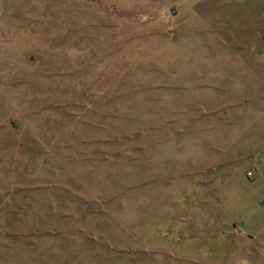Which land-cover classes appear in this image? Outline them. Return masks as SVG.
Instances as JSON below:
<instances>
[{"label":"rangeland","instance_id":"rangeland-1","mask_svg":"<svg viewBox=\"0 0 264 264\" xmlns=\"http://www.w3.org/2000/svg\"><path fill=\"white\" fill-rule=\"evenodd\" d=\"M0 264H264V0H0Z\"/></svg>","mask_w":264,"mask_h":264},{"label":"crops","instance_id":"crops-1","mask_svg":"<svg viewBox=\"0 0 264 264\" xmlns=\"http://www.w3.org/2000/svg\"><path fill=\"white\" fill-rule=\"evenodd\" d=\"M233 184H234V182L231 184V187H232V189H231V190H234V192H235V191L237 190L236 188H237V187H239V189H238V192H237V193L239 194V196H240V195H242V193H241V190H242V189H241V186H237V185H234V186H233ZM238 185H239V184H238ZM229 192H230V190H229V189H225V190L223 191V196H222V197H223V198H227V197H228V194H229ZM235 193H236V192H235ZM246 202H248V203H249V201H248V200H246ZM247 209H248V208H247ZM247 209H246V208H244V209L242 208V210H241V214H242L244 211H246ZM252 213H253V212H252ZM252 213H251V214H252ZM251 214H250V216H251ZM255 218H256V217H253V216H252V218H251V219H255ZM255 223H256V224H259V223H261V222H259V221H256Z\"/></svg>","mask_w":264,"mask_h":264}]
</instances>
